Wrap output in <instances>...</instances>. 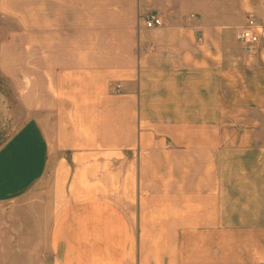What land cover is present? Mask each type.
<instances>
[{"label": "crops", "instance_id": "0c3cea01", "mask_svg": "<svg viewBox=\"0 0 264 264\" xmlns=\"http://www.w3.org/2000/svg\"><path fill=\"white\" fill-rule=\"evenodd\" d=\"M251 16L264 31V0H0V64L30 112L0 147V207L35 208L37 264L264 261Z\"/></svg>", "mask_w": 264, "mask_h": 264}, {"label": "rangeland", "instance_id": "374dc122", "mask_svg": "<svg viewBox=\"0 0 264 264\" xmlns=\"http://www.w3.org/2000/svg\"><path fill=\"white\" fill-rule=\"evenodd\" d=\"M0 52L3 54V49ZM27 113L21 109L19 87H16L14 81L11 84L4 77L0 64V147L17 131ZM19 215L28 216L30 221L24 222L21 226L22 223L17 219ZM35 216V208H20L19 202L12 207H0V229L1 226L4 229L6 220L9 221V224L11 220L15 221L12 222V229L9 225L7 227L12 235L9 231L4 236L5 239L0 240L2 242L0 247L6 248L0 251V264H37ZM22 229H24L23 233L20 231Z\"/></svg>", "mask_w": 264, "mask_h": 264}, {"label": "built area", "instance_id": "2783aa9c", "mask_svg": "<svg viewBox=\"0 0 264 264\" xmlns=\"http://www.w3.org/2000/svg\"><path fill=\"white\" fill-rule=\"evenodd\" d=\"M163 23V18L158 13L149 12L145 15V24L147 28L160 27ZM257 26L258 20L256 16H251L248 19L247 27L238 36L239 41L250 46L251 44L259 42L261 38H264V31L257 32ZM121 90L122 86L117 84L115 86V91L120 92ZM261 264H264V261H262Z\"/></svg>", "mask_w": 264, "mask_h": 264}]
</instances>
